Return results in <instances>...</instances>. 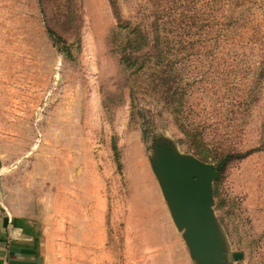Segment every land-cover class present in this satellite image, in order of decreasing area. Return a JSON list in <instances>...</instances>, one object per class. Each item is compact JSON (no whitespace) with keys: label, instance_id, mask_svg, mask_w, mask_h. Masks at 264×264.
Here are the masks:
<instances>
[{"label":"rangeland","instance_id":"1","mask_svg":"<svg viewBox=\"0 0 264 264\" xmlns=\"http://www.w3.org/2000/svg\"><path fill=\"white\" fill-rule=\"evenodd\" d=\"M111 1L151 42L149 0H0V245L10 221L41 264H196L150 167L169 144L213 165L251 152L213 211L228 260L264 264V0H173L187 44L167 80L120 63Z\"/></svg>","mask_w":264,"mask_h":264},{"label":"water","instance_id":"2","mask_svg":"<svg viewBox=\"0 0 264 264\" xmlns=\"http://www.w3.org/2000/svg\"><path fill=\"white\" fill-rule=\"evenodd\" d=\"M150 167L191 259L196 264H233L213 211L214 165L157 144Z\"/></svg>","mask_w":264,"mask_h":264},{"label":"trees","instance_id":"3","mask_svg":"<svg viewBox=\"0 0 264 264\" xmlns=\"http://www.w3.org/2000/svg\"><path fill=\"white\" fill-rule=\"evenodd\" d=\"M149 2L154 18V37L151 42L138 26L122 21L116 4L111 1V8L123 39L121 46L119 45V59L124 67L134 66L135 70L141 72L146 69L155 70L154 72L158 73L161 79L167 80L174 58H177L178 53L185 48L184 44H187L185 42V36L187 35L185 18L187 16L182 10L179 11L180 5L177 6L173 0L168 3V6L165 0H149ZM38 4L42 6V0H38ZM45 28L53 45L61 52L66 51L58 47L61 36L54 31L50 21H45ZM182 131L186 132L184 129ZM250 153L247 152L242 155L227 153L219 158L214 165L217 176H220L226 164L235 159L245 158Z\"/></svg>","mask_w":264,"mask_h":264},{"label":"crops","instance_id":"4","mask_svg":"<svg viewBox=\"0 0 264 264\" xmlns=\"http://www.w3.org/2000/svg\"><path fill=\"white\" fill-rule=\"evenodd\" d=\"M7 236L0 245V264H41L40 242L21 225L8 221Z\"/></svg>","mask_w":264,"mask_h":264}]
</instances>
